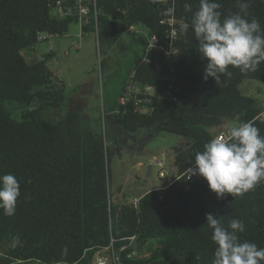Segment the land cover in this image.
<instances>
[{
	"label": "trees",
	"instance_id": "1",
	"mask_svg": "<svg viewBox=\"0 0 264 264\" xmlns=\"http://www.w3.org/2000/svg\"><path fill=\"white\" fill-rule=\"evenodd\" d=\"M55 2L0 0V175L14 174L21 186L15 215L0 209V264H97L101 253L106 264H212L208 213L225 224L242 219L240 239L264 247V182L243 195L218 198L198 174L175 178L194 165L210 139L226 132H211L226 120L251 122L264 135L258 118L264 98L240 89L245 79L264 81V64L247 73L230 67L231 76H222L219 85L211 77L205 81L207 61L197 52L194 33L180 31L199 0H86L91 11L83 30L97 33L100 48L112 50L125 33L143 44L118 99L106 109L109 135L93 132L76 111L57 117L68 98L64 84H53L52 53L31 61L23 53L43 41L41 33L64 35L80 20L55 15ZM219 2L225 16L239 10L237 0ZM170 6L178 19L172 43L161 22ZM248 11L264 25V0H250ZM137 26L145 31L139 37ZM153 35L163 48L148 50ZM130 81L154 87L150 111L135 99L123 101ZM118 131L185 139L174 147L175 180L141 194L138 205L113 199L110 163Z\"/></svg>",
	"mask_w": 264,
	"mask_h": 264
},
{
	"label": "clouds",
	"instance_id": "2",
	"mask_svg": "<svg viewBox=\"0 0 264 264\" xmlns=\"http://www.w3.org/2000/svg\"><path fill=\"white\" fill-rule=\"evenodd\" d=\"M237 5L238 11L225 16L219 0H199L190 22L180 25L181 32L192 30L197 52L207 61L205 81L211 77L219 85L222 76H231L230 67L247 73L258 71L264 64V25L250 18V0H237ZM184 7L192 12L190 3ZM194 165L188 173L203 177L218 198L225 193L236 197L253 191L264 182V135L251 122L233 124L210 139L203 151L196 152ZM20 187L14 174L0 175V209L5 216L15 215ZM206 220L215 245L212 264H264V247L240 239L246 231L242 219L233 218L225 224L222 216L208 213ZM68 251L65 247L62 256L67 257Z\"/></svg>",
	"mask_w": 264,
	"mask_h": 264
},
{
	"label": "rangeland",
	"instance_id": "3",
	"mask_svg": "<svg viewBox=\"0 0 264 264\" xmlns=\"http://www.w3.org/2000/svg\"><path fill=\"white\" fill-rule=\"evenodd\" d=\"M53 13H56L55 9ZM82 24L81 20L73 21L66 34L54 35L37 43L33 49L23 50V53L29 61L52 53L48 66L53 72V84H64L68 98L57 117L76 111L87 129L93 132L102 129L109 135L106 109L118 99L128 81L130 68L143 55V44L135 40L134 35L125 33L120 44L112 50L105 46L100 48L97 33L84 31ZM135 30L139 32L136 37L145 33L140 26ZM240 89L244 94L262 98L264 81L245 79ZM233 124L238 122L226 120L220 128H213L211 132L217 133L220 129L227 131ZM117 133L119 144L113 147L114 155L110 163L114 200L128 201L152 188L169 184L175 173L174 147L184 145L183 137L161 132L148 139L145 134ZM158 159L164 162L166 175L163 177ZM150 165L152 170L148 175ZM116 189L120 192L117 193ZM102 255L97 264H106V258Z\"/></svg>",
	"mask_w": 264,
	"mask_h": 264
},
{
	"label": "built area",
	"instance_id": "4",
	"mask_svg": "<svg viewBox=\"0 0 264 264\" xmlns=\"http://www.w3.org/2000/svg\"><path fill=\"white\" fill-rule=\"evenodd\" d=\"M53 10H56L55 15L58 17H61L63 15H75L80 18L81 21H83L82 28L84 25L88 24V15L91 11L90 6L86 3V0H56L54 3ZM174 8L172 6L168 7L165 11V16L162 18L161 22L166 24L168 26L169 30V38L171 40V43L177 39L178 36V27L176 26V23L178 22V19L174 15ZM98 9L95 7V17H97ZM137 28V27H136ZM135 29V27L133 28ZM54 34L51 33H41L39 35V39L41 40H48L51 37H53ZM174 47V45H172ZM153 48L160 49L163 48L159 44V40L157 35H153L150 39L148 50H151ZM155 89L149 84H141L135 81H130L125 90V97L123 98V101L129 100V99H135L136 104H140L139 107L141 110L144 111H150V106L148 103L151 101L150 96L154 95ZM143 95V96H139ZM262 111L258 115V118L261 120H264V100L262 105ZM225 133V131L219 133L217 136ZM157 163L162 167L160 170V175L163 177L166 175L165 168H164V162L163 160L158 159ZM195 165H192L190 168H194ZM189 168V169H190ZM181 176H186V178H191V174L188 173V169L182 173L181 175L176 176L175 178H179ZM174 177H172L170 183L175 180ZM141 196H134L130 200L127 201L130 205H138L140 203Z\"/></svg>",
	"mask_w": 264,
	"mask_h": 264
},
{
	"label": "water",
	"instance_id": "5",
	"mask_svg": "<svg viewBox=\"0 0 264 264\" xmlns=\"http://www.w3.org/2000/svg\"><path fill=\"white\" fill-rule=\"evenodd\" d=\"M151 170H152V165L149 166V172H148V175L151 174Z\"/></svg>",
	"mask_w": 264,
	"mask_h": 264
},
{
	"label": "crops",
	"instance_id": "6",
	"mask_svg": "<svg viewBox=\"0 0 264 264\" xmlns=\"http://www.w3.org/2000/svg\"><path fill=\"white\" fill-rule=\"evenodd\" d=\"M264 97V92H263V96H262V98ZM170 183V182H169Z\"/></svg>",
	"mask_w": 264,
	"mask_h": 264
}]
</instances>
